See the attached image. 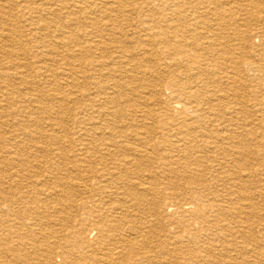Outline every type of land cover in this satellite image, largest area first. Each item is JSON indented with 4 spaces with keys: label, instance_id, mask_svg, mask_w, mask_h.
<instances>
[{
    "label": "bare ground",
    "instance_id": "bare-ground-1",
    "mask_svg": "<svg viewBox=\"0 0 264 264\" xmlns=\"http://www.w3.org/2000/svg\"><path fill=\"white\" fill-rule=\"evenodd\" d=\"M52 1L42 13L53 22L74 9L86 24L71 37V151L34 143L31 153L3 158L11 173L0 178L8 219L0 245L9 259L0 264H263L264 216L254 201H264V33L255 46L248 26L224 19L227 12L155 20L129 0H107L99 15L84 0ZM247 7L254 23H264ZM2 26L0 44L13 42ZM1 51L6 85L15 79L13 56ZM7 86L0 98L12 97ZM39 169L55 180L52 203L62 214L72 209L75 220L33 238L28 209L46 206L26 201L16 180ZM214 186L228 187L227 198ZM253 186L256 193H247Z\"/></svg>",
    "mask_w": 264,
    "mask_h": 264
},
{
    "label": "rangeland",
    "instance_id": "rangeland-1",
    "mask_svg": "<svg viewBox=\"0 0 264 264\" xmlns=\"http://www.w3.org/2000/svg\"><path fill=\"white\" fill-rule=\"evenodd\" d=\"M71 1L72 0H55L56 4H60V3L71 4ZM84 1H85L84 4L87 5V7L91 11H99L97 12V15H99L100 11L105 6H110L107 0H84ZM6 2L7 0L6 1L0 0V9H2L0 11L1 12L0 15L4 13L8 17L7 18L5 16V19L1 20L2 22L0 23V25H3L1 29L4 30L3 32H6V33L8 32L7 33L8 36H10L12 33H15V34H12L13 38L14 37L15 38L13 42L11 43H8V44L5 43V45L0 44V53L2 52L1 49L4 48L5 50L4 53L13 56L11 57L10 60H8L12 64L11 65L9 63L11 65L10 68H12V70L9 71V73L12 72L15 75L13 76L15 77V79L9 84H6V85L0 84V86L8 85L7 88L8 90H10L9 93L12 95V97H10L9 99L0 98V114H1L0 116V178L1 177L6 178L11 173L10 166L4 165L3 161L9 158L10 154H13V152L14 153L17 152L18 150H19L18 154H20L21 152H23V154H28V153L33 152L34 143H38L41 146L48 147V151H52L51 149L53 150L59 149L62 153L63 152L69 153L71 151V147L69 146H71V140L73 137V121L69 114L71 113L70 112L71 110L75 109L74 90L70 87V83H68L70 82L68 77L71 71V65H70L72 62L71 61V56H72L71 51L73 50V44L71 42V37L73 34L76 33V31L79 28L81 29V28L86 27V24L82 23V20H81L82 15L77 13L76 10L74 9L71 10L72 15H70L69 17L65 18V15L63 13L64 19L62 17V19L59 18L58 20H55L54 22L51 20L50 15L45 16L47 12L42 13V10L47 9L49 5H51L54 2L52 0H8V3ZM129 2L132 4V7H135V9L143 7L144 8L143 10H146L145 12L148 11V13H151L152 19H155V20H165V19H170V18L176 19L178 18L177 16L179 12L189 17L191 14L195 13L194 16L198 15L197 17L200 19L216 20L220 18V13L223 16V12H225V14L227 12V14L224 15L225 16L224 19L229 20L231 22H235L241 26H248L249 33L252 32L251 33L252 37L250 36L252 39L251 42L255 46L259 45L262 42L261 33H264V23H258V22L254 23V21L250 19L248 15L249 7H247V5L249 4L250 6L255 7L254 11L256 12L257 16L259 15L258 16L259 19L263 20L264 19V0L262 1L252 0L251 2L250 0H241V2L240 0H222V1L221 0H149V2H147L146 4L143 2V0H129ZM256 4H259V5L257 6ZM204 5H207V6H204ZM227 5H228V9H227ZM236 5L239 7H237ZM223 6H224V9H223ZM260 6H263V7L260 8ZM220 7L223 10H221ZM212 10L216 13H213ZM218 10L219 12H217ZM226 10H229V11H226ZM11 19H12V22H11ZM13 20H16V21H13ZM5 22L7 24L9 22L10 23L9 25H7ZM47 24L48 26L47 28H45V25ZM31 27L34 29H32ZM253 27H257V28L254 30ZM10 29L11 30L14 29V30L11 31ZM9 33L11 34L9 35ZM21 45L23 48L25 47L26 48L23 49ZM46 55H50L49 56L50 58H54L53 59L54 64L52 62H47L44 60V58H47ZM1 56L2 54H0V57ZM24 60L26 61L25 63L23 62ZM0 61L3 63L7 62L3 58H0ZM52 68H55V69H52ZM54 70L57 72H55ZM20 79H22V81ZM36 91H38L39 93ZM41 93H43L44 95ZM57 101L60 103H57ZM59 104L61 105V107ZM42 111L43 113H41ZM250 114L253 117H256L254 113H250ZM10 129H12V131ZM53 134H56L57 137H59L60 139L58 143L54 145H53L54 142H52L49 138L50 135H53ZM62 137L64 139H61ZM48 144H50L51 147ZM16 146H17V149H16ZM43 156L44 155H42L41 153L38 154L37 157L40 162L44 160ZM3 158H6V159L4 160ZM6 171L7 173H5ZM41 171L43 170L39 169V171L38 170L29 171V174L27 176L25 177L21 176L20 178L17 179L18 181L16 180L17 184H19L21 187L20 192L23 191L25 193V196L27 197L26 201H31L34 198H37L41 202L42 206H46L45 210L43 209V211H40L39 213H35L33 209H30V208L28 209L29 210L28 218H31V222L29 221V223L35 229L34 234H32L33 238L35 237V235L41 236V234H44L45 229H49V230L55 229L56 230V229H60L61 227V230H65V229L67 230L69 226L72 225L71 223L74 222L75 220V213L74 211H72V209H68L64 211V214H65L64 215L60 212L59 206L58 204H56L57 202L52 203L55 200L51 199L52 194L54 193L51 188L55 184V180L52 178L50 179L49 177H46V179L42 178ZM25 180L28 182L30 181V182L28 183ZM227 188L228 187H220V186L215 187L214 186L213 189H211V191L213 190L217 192L220 198H225L226 196L223 194L226 193V191L228 190ZM246 190H248L247 193L254 194L256 193L257 189L253 186V187H248ZM75 200H73V202L69 203L68 205L75 204L74 202ZM1 201H2L0 202L1 207L4 208L2 204L5 205L6 202L4 200H1ZM49 203H51L50 206H48ZM254 204H256V206L258 207L257 209V207L255 206L257 209L256 212L264 216V201L255 200ZM52 207L53 208L58 207L59 209L58 212H60L61 214L54 213V209ZM5 212L6 211L4 210L2 213H0V235H3V236L7 234V231H4L1 228V226L5 224L4 221L8 220L7 216H5ZM56 219L60 220L59 225L54 224L55 223L54 220ZM63 223L65 224V226ZM66 226H68V228ZM17 232H19V234L21 233L24 234V231L22 230H18ZM30 238H31V235H30ZM49 242H51V240ZM6 243L7 242H5L4 245ZM38 243L41 246H43V241H39ZM2 248L3 247L0 245V263L9 259V253H7ZM5 248L8 249V246H5ZM262 263L264 264V262Z\"/></svg>",
    "mask_w": 264,
    "mask_h": 264
}]
</instances>
